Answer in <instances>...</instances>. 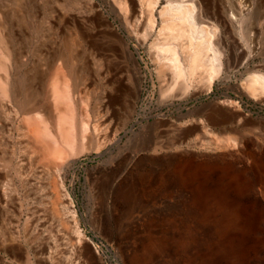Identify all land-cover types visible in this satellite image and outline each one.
Listing matches in <instances>:
<instances>
[{
	"label": "rangeland",
	"instance_id": "374dc122",
	"mask_svg": "<svg viewBox=\"0 0 264 264\" xmlns=\"http://www.w3.org/2000/svg\"><path fill=\"white\" fill-rule=\"evenodd\" d=\"M15 1L0 0V17L5 16V30L17 35L13 44L19 59L13 66L11 80H18L19 89L23 90V69H33L38 64L35 47L46 31L45 24L39 25L32 17L30 7L24 9L28 14L23 13V19H18ZM61 1L78 16L91 19L98 11L113 27L120 25L112 9L113 0ZM184 1L202 6L199 0ZM206 1L210 8L220 11L231 5L230 0ZM134 2L141 20L138 31H142L146 4L144 0ZM166 3L167 0H157L156 31L161 26L159 12ZM50 7L51 3L41 1L40 16L44 21ZM248 17L238 29L209 22L213 26L211 39L224 65L231 66L213 79L209 89L202 85L206 77H197L188 90L183 89L184 94L181 91L180 97L170 96L177 84L169 77L161 82L155 75L148 58L152 39L146 46L136 47L139 39L126 30L129 27L122 17V31L118 30L122 34V90L117 83L105 84L95 74L97 66L93 65L75 82L76 87H81L86 78L85 89L92 91V99H83L91 120L94 106L105 105L101 127H109L119 139L116 148H104L100 153L95 149L81 151L66 171L64 184L83 234V240L75 245L64 239V233L72 230L71 218L62 211L51 210V184L45 174L32 177L41 164L17 162L28 152L17 128L26 109L24 97L11 98L8 104L18 110L16 116L11 112L9 117L0 107V155L13 159L6 164L0 162V185L4 188L0 195L8 205L4 216L12 221L9 224L4 216L0 217V234L14 231L18 235L14 242H0V264H264V102L251 97L245 89L251 71L264 66V9L258 21L252 23ZM78 22L81 25L80 19ZM248 25L258 33H245ZM247 37L257 43L250 54L245 45ZM80 54L79 62L87 58L86 53ZM54 68L52 64L44 74L41 100L36 102L33 113L46 111ZM107 95L115 97L113 105H108ZM75 97L80 115L83 102L78 95ZM238 114L243 119L237 124L222 121V117L230 119ZM249 118L256 123L250 125ZM4 123L12 127L11 131L1 129ZM120 158L121 168L116 165ZM102 176H107L111 186L99 198L96 183ZM121 180L122 211L112 207L113 190ZM100 201L108 204L101 211L97 209ZM47 218L49 222H44ZM49 230L63 233L61 239L47 243L44 238ZM37 234L39 237L35 238ZM10 245L14 252L7 254L3 250ZM132 257L137 258L136 262Z\"/></svg>",
	"mask_w": 264,
	"mask_h": 264
},
{
	"label": "bare ground",
	"instance_id": "6f19581e",
	"mask_svg": "<svg viewBox=\"0 0 264 264\" xmlns=\"http://www.w3.org/2000/svg\"><path fill=\"white\" fill-rule=\"evenodd\" d=\"M18 1H15L14 6L17 18L22 20V14H28V11L24 9L30 7L31 15L35 21L39 22V25L45 24L46 33L44 39H40L39 44L35 47L34 57L38 64H35L33 69L32 66L23 69L26 87L21 90L18 80H11L13 66L18 64L19 59L18 49L13 44L14 41H17V35L14 36L11 33L12 30H5V16L0 17V107L5 108L9 117L11 115L16 116L18 110L15 109L14 105L9 106L8 104H10L11 98L13 100L21 96L24 97L22 103L26 109L17 128L18 134L23 137L21 142H24L23 146L28 149V152L23 153L22 159L17 160V162L25 161L28 165L41 164L40 170H35L32 177L39 178L41 172H43L42 176L45 174V180L51 184L48 190L51 193L48 201L51 210L53 213L62 211L71 218L69 223H71L72 230L69 234L64 233V239L67 243L75 245L83 240V234L73 216L76 209L64 184L66 171L81 151L95 149L96 152L100 153L104 148L110 149L119 146V139L115 137L114 132L107 126L101 127L103 123L101 112L105 105L99 103L94 106V119L92 121L87 111V102L84 103L83 99L89 97L92 99V91L85 89L86 78L84 83H81V87H76L75 82L76 79L80 78L79 74L86 72L89 65H93V67L97 66L95 74L101 77L105 84L117 83L120 89L122 34L119 31H122V17L124 24L129 27L126 30L132 31L139 39L136 47L146 46L148 40L152 39L148 46V58L154 66L155 75L158 79L161 78V82H166V77H169L177 84L180 88L177 87L176 90L174 88L170 95L177 97L183 95L185 93L183 89L189 88L197 77L205 76L206 80H200H204V83L201 81L202 85H205V89H209L213 79L231 66L228 63V65H224L221 53L211 39L213 26L209 22H218L224 28L238 29L240 22L248 15V18L253 20L252 23L259 20L264 9V0H230V7L222 11L210 8L206 0H199L202 6L192 1L167 0L166 5L159 12L161 26L157 31L158 18L155 15L157 0H144L146 8L145 17L141 23L143 25L142 31H138L141 20L136 13L134 0H113L112 9H114L120 23L118 28L113 27L106 17L98 11H95V17L91 19L69 12L66 9L67 4L61 0H46L51 3V7L48 19L44 21L43 17L40 16L42 0H24V3ZM79 19L82 21L81 25L78 24ZM246 31L251 34V32L255 33L258 30L248 25L244 29L245 33ZM251 38L247 37L248 42H244L249 54L257 46V43ZM80 51L86 53L87 57L81 62H79ZM131 57L133 58V55ZM52 64H55V68L49 79L46 111L45 113H33L32 109L36 102L41 100L44 74H47ZM245 89L251 97L260 98L264 102V66L251 71L247 76ZM168 93L166 94L168 95ZM76 95L80 100L82 99L81 103L83 102L80 115H78ZM107 98L109 105L112 104L115 97L107 95ZM227 118L222 117V121L226 119V122L231 121L237 124L243 119V115L238 114L230 119ZM249 122L250 125L256 123L251 118H249ZM12 124L10 122L11 126ZM243 124L245 123L243 122ZM11 126L7 127L4 123L1 124V129L3 128L8 132L11 131ZM89 134L91 135L89 136ZM92 137L95 139L94 141ZM228 139L226 138L227 142ZM0 156V162H3L1 164L13 160L6 155ZM116 165L118 167L122 165V158L117 160ZM5 173V177H7V172L5 171ZM104 175L109 177L107 172ZM105 178L102 176L96 183L99 198L111 186L110 182H107L109 179ZM3 199H5L4 196L0 195L1 206L7 203ZM97 205V209L100 211L108 207L104 201H100ZM112 207L122 211V180L114 187ZM73 234L75 236L71 239L70 236ZM136 260V257H132L133 262Z\"/></svg>",
	"mask_w": 264,
	"mask_h": 264
},
{
	"label": "crops",
	"instance_id": "0c3cea01",
	"mask_svg": "<svg viewBox=\"0 0 264 264\" xmlns=\"http://www.w3.org/2000/svg\"><path fill=\"white\" fill-rule=\"evenodd\" d=\"M1 181V180H0ZM1 183V182H0ZM4 188H3V186H2V184L0 185V192H2V190H3ZM2 197H3V195H1ZM7 207L8 206H1L0 205V217H2V216H4L6 213H7ZM3 210V211H2ZM6 211V212H5ZM3 219L6 221V222H8L9 224H11V219H9L8 217H3ZM44 222H49L48 221V218L46 219V220H44ZM52 230V229H51ZM51 230H49L50 231V234L48 235V236H46L44 239L47 241V243H49V242H51V241H57V240H59V239H61V237L60 236H62V234L63 233H61V234H56V233H51L52 231ZM65 232V231H64ZM51 234L53 235V237H51ZM35 238L36 237H39V235L37 234V235H35L34 236ZM18 238V235H15V233H14V231H12L11 233H9V234H4V233H1L0 234V242L2 241H6V240H8L9 239V241L10 240H12V242H14L16 239ZM3 244V243H2ZM2 244H0V245H2ZM47 247H48V244H47ZM50 247V246H49ZM10 249V251H8ZM14 249V248H13ZM12 249V246L10 245L9 247H5L4 248V252L5 253H7V254H12L13 252H14V250ZM7 250V251H6ZM46 257V256H45ZM48 259V257L46 258V260Z\"/></svg>",
	"mask_w": 264,
	"mask_h": 264
}]
</instances>
